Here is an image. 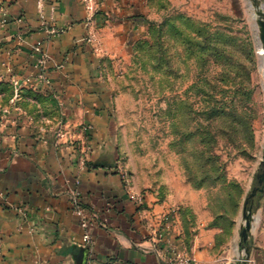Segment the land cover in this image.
Here are the masks:
<instances>
[{"label":"crops","instance_id":"0c3cea01","mask_svg":"<svg viewBox=\"0 0 264 264\" xmlns=\"http://www.w3.org/2000/svg\"><path fill=\"white\" fill-rule=\"evenodd\" d=\"M158 1L43 0L40 9L39 0H0V82L17 89L0 101V264H179L177 252L191 257L188 264L241 260L238 227L222 242L212 216L179 215L136 179L126 184L116 160L103 50L143 38L161 13L152 7ZM38 46L50 55V83L39 78ZM76 188L92 220L89 244L74 211ZM172 208V230L158 242ZM263 250L261 216L249 264H264Z\"/></svg>","mask_w":264,"mask_h":264},{"label":"rangeland","instance_id":"374dc122","mask_svg":"<svg viewBox=\"0 0 264 264\" xmlns=\"http://www.w3.org/2000/svg\"><path fill=\"white\" fill-rule=\"evenodd\" d=\"M258 4L264 11V0ZM152 7L161 13L143 38L103 50L116 160L131 186L136 179L179 215L212 216L222 242L238 227V251L245 200L264 154L257 7L253 0H160ZM16 90L0 82V101ZM261 216L264 195L252 235Z\"/></svg>","mask_w":264,"mask_h":264},{"label":"built area","instance_id":"2783aa9c","mask_svg":"<svg viewBox=\"0 0 264 264\" xmlns=\"http://www.w3.org/2000/svg\"><path fill=\"white\" fill-rule=\"evenodd\" d=\"M38 6L40 9L43 8V0H39ZM62 29H55L53 28L51 30V33H61ZM39 55L37 57V67L40 69L39 78L43 81H46L47 83H50L49 78H47V68L50 61V55L46 49H43L38 46ZM58 135L62 136L61 130L58 131ZM122 175L124 177V180L126 184H129V179L126 177V174L124 170H122ZM136 200L141 203L143 201V196L136 194L135 195ZM72 200H73V206L74 211L79 215L81 226L84 230V240L87 242V244L91 243L92 241V235L90 232L91 227V217L88 216L86 209L82 205L81 201V192L78 188H76L72 193ZM173 216H170V214L165 215L162 217V223L159 230H156L155 236L158 242H162L165 238V235L167 232L172 230L173 227ZM176 260L179 264H188L191 261V257L186 252H177L176 254Z\"/></svg>","mask_w":264,"mask_h":264},{"label":"water","instance_id":"95a60500","mask_svg":"<svg viewBox=\"0 0 264 264\" xmlns=\"http://www.w3.org/2000/svg\"><path fill=\"white\" fill-rule=\"evenodd\" d=\"M254 6L257 7V18L256 23L259 29L260 42L263 48V59H264V11L260 10L258 0H253ZM264 195V154L262 161L260 162V167L255 174L254 181L251 187V192L248 194L244 204L243 216L245 223L241 229L240 235L242 237L239 246L244 251V255L238 264H249L250 251L247 247L248 240L251 236V231L253 228V221L255 219V214L258 210L260 200Z\"/></svg>","mask_w":264,"mask_h":264},{"label":"bare ground","instance_id":"6f19581e","mask_svg":"<svg viewBox=\"0 0 264 264\" xmlns=\"http://www.w3.org/2000/svg\"><path fill=\"white\" fill-rule=\"evenodd\" d=\"M254 14L256 15V12H254ZM259 54H260V56L262 58V60L261 59L260 60L262 61V67L264 69V59H263V48H262V46L260 47Z\"/></svg>","mask_w":264,"mask_h":264},{"label":"trees","instance_id":"16d2710c","mask_svg":"<svg viewBox=\"0 0 264 264\" xmlns=\"http://www.w3.org/2000/svg\"><path fill=\"white\" fill-rule=\"evenodd\" d=\"M150 22H151V21H148V24H151Z\"/></svg>","mask_w":264,"mask_h":264}]
</instances>
